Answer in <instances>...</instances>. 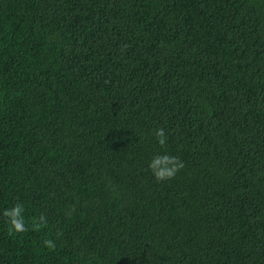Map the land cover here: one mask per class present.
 I'll return each mask as SVG.
<instances>
[{
	"label": "trees",
	"instance_id": "1",
	"mask_svg": "<svg viewBox=\"0 0 264 264\" xmlns=\"http://www.w3.org/2000/svg\"><path fill=\"white\" fill-rule=\"evenodd\" d=\"M0 264H264V0H0Z\"/></svg>",
	"mask_w": 264,
	"mask_h": 264
},
{
	"label": "clouds",
	"instance_id": "2",
	"mask_svg": "<svg viewBox=\"0 0 264 264\" xmlns=\"http://www.w3.org/2000/svg\"><path fill=\"white\" fill-rule=\"evenodd\" d=\"M154 135L156 136L159 145L164 147L167 143L165 130L161 127L155 130ZM148 167L152 171L155 179L159 182H163L174 178L175 174L184 167V164L177 156L168 153H158L151 158ZM23 213L24 206L21 203H16L13 207L7 208L3 211V216L7 218L10 233H20L28 230ZM46 223V217L41 216L38 222L33 223V228L46 226ZM44 244L48 247H55L51 240H45Z\"/></svg>",
	"mask_w": 264,
	"mask_h": 264
}]
</instances>
